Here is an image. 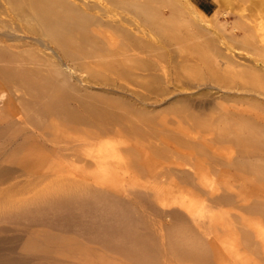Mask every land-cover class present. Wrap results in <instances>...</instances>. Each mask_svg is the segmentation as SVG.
I'll list each match as a JSON object with an SVG mask.
<instances>
[{
	"label": "bare ground",
	"instance_id": "bare-ground-1",
	"mask_svg": "<svg viewBox=\"0 0 264 264\" xmlns=\"http://www.w3.org/2000/svg\"><path fill=\"white\" fill-rule=\"evenodd\" d=\"M221 14L0 0V264H264V31Z\"/></svg>",
	"mask_w": 264,
	"mask_h": 264
},
{
	"label": "rangeland",
	"instance_id": "rangeland-1",
	"mask_svg": "<svg viewBox=\"0 0 264 264\" xmlns=\"http://www.w3.org/2000/svg\"><path fill=\"white\" fill-rule=\"evenodd\" d=\"M189 6L193 8H199L198 2L201 0H185ZM220 11L221 20L226 26L227 30L232 29V24L240 22L241 20L252 23L258 29L264 31V0H250L247 5H239L238 0H223L222 6L215 0L214 11L208 16ZM208 19H211L208 17ZM214 24V23H212ZM212 33L207 34L206 37L213 38L217 40V44L225 46V44H231L229 39H223L224 32L219 31L213 27ZM228 33V32H225ZM243 53V52H242ZM245 54V53H244ZM139 81H147V79H140ZM137 90H139L137 88Z\"/></svg>",
	"mask_w": 264,
	"mask_h": 264
},
{
	"label": "crops",
	"instance_id": "crops-1",
	"mask_svg": "<svg viewBox=\"0 0 264 264\" xmlns=\"http://www.w3.org/2000/svg\"><path fill=\"white\" fill-rule=\"evenodd\" d=\"M198 7L204 13L210 14L214 11L215 0H201L200 2H198Z\"/></svg>",
	"mask_w": 264,
	"mask_h": 264
}]
</instances>
